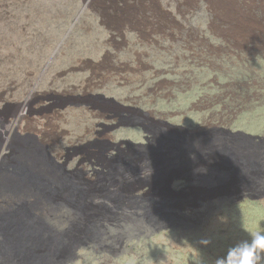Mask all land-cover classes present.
<instances>
[{
    "label": "rangeland",
    "instance_id": "rangeland-1",
    "mask_svg": "<svg viewBox=\"0 0 264 264\" xmlns=\"http://www.w3.org/2000/svg\"><path fill=\"white\" fill-rule=\"evenodd\" d=\"M139 1L105 5L132 10ZM188 1L144 0L161 13L146 11L161 31L145 38L128 27L124 36L108 29L97 0H0V124L8 129L7 143L35 135L60 147L62 158L73 156V167L89 170L109 142L129 153L122 140L145 142L152 133L143 125L156 133L158 120L182 124L198 137L230 128L264 139V46H236L222 36L230 24L220 18V6H228L264 25V0ZM87 60L95 64L85 67ZM139 110L152 114L145 118ZM112 124L121 126L107 129ZM90 178L100 185L107 176ZM194 186L174 196L187 215ZM142 192L152 197L160 191ZM215 205L205 216L194 213V220L163 222L167 226L153 234L132 231L127 222L111 226L106 251L92 245L73 264H217L231 248L264 233V197ZM120 232L122 241H113Z\"/></svg>",
    "mask_w": 264,
    "mask_h": 264
},
{
    "label": "water",
    "instance_id": "water-1",
    "mask_svg": "<svg viewBox=\"0 0 264 264\" xmlns=\"http://www.w3.org/2000/svg\"><path fill=\"white\" fill-rule=\"evenodd\" d=\"M139 114L146 118L152 112ZM157 123L156 133L143 125L152 133L144 136L145 142L122 140L129 153L109 142L98 162L90 161L89 170L73 167V156L62 158L60 147L35 135L9 145L8 129L0 124V264H73L82 249L98 244L105 250L107 245H102L116 223L153 234L167 226L163 222L194 220V213L205 216L215 209V201L264 197L263 138L230 128H214L198 137L182 124ZM93 173L107 176L105 182L94 184ZM192 184L196 186L187 215L174 203L184 205L177 200L179 188ZM147 187L160 192L150 197L142 192Z\"/></svg>",
    "mask_w": 264,
    "mask_h": 264
},
{
    "label": "bare ground",
    "instance_id": "bare-ground-1",
    "mask_svg": "<svg viewBox=\"0 0 264 264\" xmlns=\"http://www.w3.org/2000/svg\"><path fill=\"white\" fill-rule=\"evenodd\" d=\"M107 1L111 4H115V0H97L98 5L96 7L102 18V23L105 24L108 29L114 30L117 33H122L123 30L127 28L128 25H130L134 28V30H139V33L141 32L140 34L145 38L149 37L150 31H161L160 26H153L154 24H149L150 21L146 15V11L148 10L153 13V16H158L161 14L159 11L160 9L158 10V7L154 4L153 6L144 5V0H140L139 3L141 6L138 7V9L135 8L130 10L133 7H127L123 10H120L119 8L115 7H106L108 6L105 5ZM117 2L118 0H116V3ZM123 2H125V0H123ZM187 2L191 3L192 1L187 0ZM220 8L222 9V15L220 14V18L230 24L228 28L222 32V36H224V38L234 40L236 46L241 48H246L248 42L251 41L264 46V44H262L260 35L264 32L263 24L255 22L253 18L246 13V11L243 15H238L236 12L237 10L234 7L220 6ZM85 62L87 63L85 67L95 64L91 60H87ZM1 201L2 199H0V202Z\"/></svg>",
    "mask_w": 264,
    "mask_h": 264
},
{
    "label": "clouds",
    "instance_id": "clouds-1",
    "mask_svg": "<svg viewBox=\"0 0 264 264\" xmlns=\"http://www.w3.org/2000/svg\"><path fill=\"white\" fill-rule=\"evenodd\" d=\"M264 258V233L253 234L251 242H243L231 248L227 256L217 264H259Z\"/></svg>",
    "mask_w": 264,
    "mask_h": 264
},
{
    "label": "flooded vegetation",
    "instance_id": "flooded-vegetation-1",
    "mask_svg": "<svg viewBox=\"0 0 264 264\" xmlns=\"http://www.w3.org/2000/svg\"><path fill=\"white\" fill-rule=\"evenodd\" d=\"M140 6H141V5H140ZM147 17H148V16H147ZM148 18H149V17H148ZM127 27H128L129 30H130V29H131V30H134V28L131 27L130 25H128ZM134 31H136L137 33H139V30H138V31H137V30H134ZM123 33H124V34H123ZM140 33H141V32H140ZM140 33H139V35H141ZM118 34H119L120 36H124V35L126 34V32L123 31L122 33H118ZM141 36H143V35H141ZM255 44H256V43H255ZM256 45H259V48H261V46H262L261 44H256ZM262 47H263V46H262ZM50 220L52 221L53 219H50ZM115 226L118 227V228H121V227H122L121 224H117V225H115ZM120 233H121V232H120ZM124 235H125L124 233H121V237L118 238L119 240H118V239H117V240L112 239V240L115 241V242H118V241H120V240L122 241V239L125 237ZM108 238H110L109 235H108ZM108 238H106V241H107ZM113 238H114V237H113ZM106 248H108V247H106ZM106 248H105V249H106ZM110 248H111V247H110ZM101 250H102V249H101ZM102 251H106V250H102Z\"/></svg>",
    "mask_w": 264,
    "mask_h": 264
}]
</instances>
